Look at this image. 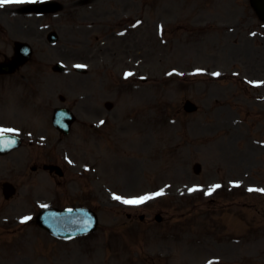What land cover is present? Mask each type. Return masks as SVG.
I'll return each instance as SVG.
<instances>
[{
  "label": "rangeland",
  "instance_id": "1",
  "mask_svg": "<svg viewBox=\"0 0 264 264\" xmlns=\"http://www.w3.org/2000/svg\"><path fill=\"white\" fill-rule=\"evenodd\" d=\"M61 1L45 17L0 6V48L25 39L34 49L10 80L17 91H0V121L26 136L50 135L44 148L14 152L19 161L7 166L21 168H0V178L26 188L44 174L30 171L29 155L64 150V175L46 172L24 198L91 206L100 223L88 236L57 240L18 227L32 206L9 200L16 224L0 234V262L7 245V264H264V38L249 37L261 28L248 0ZM44 21L56 44L40 30ZM57 61L70 70L53 72ZM77 65L88 73L73 72ZM186 99L195 112L184 111ZM57 105L78 116L66 137L48 122ZM141 196L150 198L123 202Z\"/></svg>",
  "mask_w": 264,
  "mask_h": 264
},
{
  "label": "snow or ice",
  "instance_id": "2",
  "mask_svg": "<svg viewBox=\"0 0 264 264\" xmlns=\"http://www.w3.org/2000/svg\"><path fill=\"white\" fill-rule=\"evenodd\" d=\"M19 2H21V0H0V6L10 4V3H19ZM77 67H83V65H77ZM197 71H200V70H197ZM125 75L126 76L131 75V73H125ZM213 75L218 76L219 73H213ZM253 83H256V82H253ZM12 131H15V130L14 129H0V134H2L3 132H12ZM217 187H219V185L213 186V188H217ZM249 190L251 191L252 189H249ZM190 191H192V189H190ZM260 191H264V190H260ZM161 194H162V192H157V193H154L153 195H161ZM113 198L117 199V200L122 199L121 197L115 196V195ZM149 198H150L149 196L134 197L131 199H123V202L125 204H140ZM28 219H30V218L24 217L21 222L28 220ZM210 264H211V262H210Z\"/></svg>",
  "mask_w": 264,
  "mask_h": 264
},
{
  "label": "water",
  "instance_id": "3",
  "mask_svg": "<svg viewBox=\"0 0 264 264\" xmlns=\"http://www.w3.org/2000/svg\"><path fill=\"white\" fill-rule=\"evenodd\" d=\"M22 57H23V55H22ZM16 61V60H15ZM68 117V116H67ZM61 124H63L64 126L63 127H66L67 126V124H68V122H67V119L65 120V121H63V122H61Z\"/></svg>",
  "mask_w": 264,
  "mask_h": 264
}]
</instances>
